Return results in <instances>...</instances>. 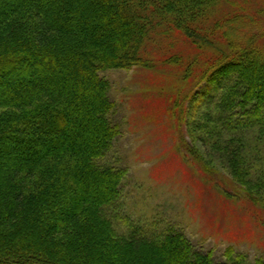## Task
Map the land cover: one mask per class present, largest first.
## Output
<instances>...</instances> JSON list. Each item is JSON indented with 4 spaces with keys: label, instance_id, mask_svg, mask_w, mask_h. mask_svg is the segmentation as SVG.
Masks as SVG:
<instances>
[{
    "label": "trees",
    "instance_id": "obj_1",
    "mask_svg": "<svg viewBox=\"0 0 264 264\" xmlns=\"http://www.w3.org/2000/svg\"><path fill=\"white\" fill-rule=\"evenodd\" d=\"M218 4L0 0V264L242 263L240 257L214 263L210 253L195 249L179 232L155 239L136 231L119 234L108 212L121 197L122 172L98 164L116 129L109 118L108 81L101 73L155 67L149 45L157 37L174 35L202 48L201 42L215 33ZM235 22L228 21L226 31L234 41L232 52L217 59L199 81H210L227 66L239 80L246 79L247 90L235 87L223 102L227 116L242 117L252 101L264 105V43L257 44L247 32L238 40L229 29ZM184 60L176 54L168 58L177 65ZM195 95L190 92L188 105ZM188 105L181 102L178 110L186 112ZM183 114V122L188 121ZM244 143L234 142L231 177L249 193L241 172L253 169V162ZM256 176L264 184V172Z\"/></svg>",
    "mask_w": 264,
    "mask_h": 264
},
{
    "label": "rangeland",
    "instance_id": "obj_2",
    "mask_svg": "<svg viewBox=\"0 0 264 264\" xmlns=\"http://www.w3.org/2000/svg\"><path fill=\"white\" fill-rule=\"evenodd\" d=\"M213 14L215 33L201 42L202 48L174 35L157 37L149 45L155 67L131 65L101 73L108 81L109 118L116 129L98 164L122 172L121 197L108 212L119 234L136 231L155 239L179 232L195 249L210 253L214 263L240 257L243 264H259L264 262V184L256 175L264 172V105L252 101L246 116H227L223 102L230 91L244 92L249 84L229 66L210 81L199 80L232 52L228 21H236L229 29L238 40L247 32L257 44L264 43V0H219ZM175 54L185 56L184 62L168 61ZM192 91L196 95L188 105ZM181 102L188 105L182 110L188 121L178 110ZM239 122L243 127L236 128ZM238 139L252 155L253 169L241 172L249 193L231 177ZM203 164L214 168V175Z\"/></svg>",
    "mask_w": 264,
    "mask_h": 264
}]
</instances>
